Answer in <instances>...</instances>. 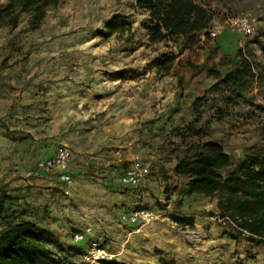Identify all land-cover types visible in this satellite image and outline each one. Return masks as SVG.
I'll use <instances>...</instances> for the list:
<instances>
[{
  "label": "rangeland",
  "instance_id": "rangeland-1",
  "mask_svg": "<svg viewBox=\"0 0 264 264\" xmlns=\"http://www.w3.org/2000/svg\"><path fill=\"white\" fill-rule=\"evenodd\" d=\"M194 1L214 12L211 26L220 25L221 32L216 38L200 35L188 47L173 40L150 45L141 27L149 13L135 0H59L37 29L29 28L30 15L23 14L16 27L0 30V137L9 149L16 141L23 146L33 141L29 131L34 135L47 124L46 105L59 102L66 104L83 140L90 141L95 127L131 126L149 111L153 117L142 123L144 135L158 140L152 147L157 164L123 158L119 147L112 149L115 158H73L85 146V156L96 152L84 142L59 145L56 149L72 154L66 165L69 184L38 171L32 158L0 154V190L12 197L0 232L17 218L34 222L48 232L44 238L60 264H85V244L71 235L87 228L116 255L100 264H264V245L224 234L217 197L185 196L187 181L173 173L186 149L179 133L193 120L199 141L220 143L233 163L246 154L264 155V0ZM243 13L256 19L252 34L229 29ZM114 16L125 30L106 35ZM34 44H47L46 66L31 63ZM163 55L174 62L168 73L156 74L155 62ZM160 102L164 111L157 112ZM156 121L164 128H154L161 132L157 136L151 131ZM140 130L133 126L126 133L132 145ZM131 164L148 166L151 187L137 191L140 199L122 212L114 203L116 192H107L104 183ZM136 209L157 219L145 225L121 219ZM184 216L194 219L193 227L171 220Z\"/></svg>",
  "mask_w": 264,
  "mask_h": 264
},
{
  "label": "trees",
  "instance_id": "trees-1",
  "mask_svg": "<svg viewBox=\"0 0 264 264\" xmlns=\"http://www.w3.org/2000/svg\"><path fill=\"white\" fill-rule=\"evenodd\" d=\"M58 2L7 0L5 5L0 4V30L16 27L23 14L30 15L29 28L37 29L47 10ZM135 5L149 13L141 27L150 45L171 40L182 47L194 45L200 35H208L215 17L214 12L194 0H135ZM105 30L106 35H112L122 34L125 28L114 16ZM173 62V56L163 55L155 65L158 72L168 73ZM196 124L193 120L180 131L186 149L173 168L176 177L187 181L185 196L217 197L218 217L227 228L224 234L231 240L246 239L253 245H264V155L246 154L233 163L220 143L199 141ZM10 201L12 197L0 190L1 219L6 217ZM17 219L0 232V264H60L44 238L48 232L39 230L32 221ZM171 220L182 228L194 225L190 216ZM56 249L62 251V246L57 244Z\"/></svg>",
  "mask_w": 264,
  "mask_h": 264
},
{
  "label": "crops",
  "instance_id": "crops-1",
  "mask_svg": "<svg viewBox=\"0 0 264 264\" xmlns=\"http://www.w3.org/2000/svg\"><path fill=\"white\" fill-rule=\"evenodd\" d=\"M46 19L47 14L43 21H46ZM42 31L43 33H47V29ZM31 51H33L31 54V63L33 62L35 66L42 64L45 66L47 65V44H34ZM156 74H158V70L156 71ZM63 87L64 86H62V88ZM173 96L174 94L172 95V99ZM172 99L170 101H172ZM44 101H47V99ZM46 108L50 111L49 114L47 113V124L42 130H39V132L34 135L31 130H27L29 133H31V136L34 139L27 145L23 146L22 142L16 141V143H12L11 149H9V147L6 145V139H2L0 137L1 157L11 155V158H32L36 165L38 161L51 157L59 145L73 147L75 144H80V142L82 144V142H84L85 145H88V143L92 144L93 148L90 153L92 154L93 152H96V156H85L87 149V146H85V148H81L84 152H81L82 154L80 153L79 157L74 156L73 158H115V156L112 154L114 151L112 149L114 147H119L122 149L120 153L123 155V158H142L145 161H154L153 163L157 164L155 158L158 156L157 154L153 153L152 147H156L158 140L156 137L152 139L148 135H144V133H146L145 128L147 126L142 124L145 123L144 121H147L150 117H153L151 111L146 112L139 118V120H137L138 118L135 117V119L131 120L133 124L131 126L126 122H123L122 124L117 122L115 125L108 124L102 128L95 127L94 129H91L89 141L87 139L83 140V138L80 137V132L77 129H74L73 126L75 120L73 121V119L69 118L66 104L59 102L58 105L54 106L46 105ZM163 108L164 104L160 102L159 106L155 108V111L162 112L164 111ZM161 124L162 123H158L156 121L153 125V129L151 131L155 133L156 136L161 132H156L154 128L160 127L159 129H164L161 127ZM133 126H138L141 129L140 131H142V134L138 136V139L136 136V140L138 141L136 145H132V140L126 136V133H129L128 131H131ZM141 127L144 128V130ZM74 151L76 150L74 149ZM97 151H101V153L97 154ZM66 172L69 173L67 170ZM122 173L123 172H121L120 175L116 174L113 178H110L109 180L111 182L104 183V186L107 192H116L114 200L115 206L120 208L122 212H125L134 205L136 198L140 199L139 196H137L139 194L137 191L150 189L151 178H149V175V179H147L143 184L137 188H132L129 186H124L121 183L120 179ZM47 175L50 176V178L55 177L59 179V174L57 172H52ZM134 192L135 194H133ZM140 195H142V193ZM91 238H94L92 234Z\"/></svg>",
  "mask_w": 264,
  "mask_h": 264
},
{
  "label": "built area",
  "instance_id": "built-area-1",
  "mask_svg": "<svg viewBox=\"0 0 264 264\" xmlns=\"http://www.w3.org/2000/svg\"><path fill=\"white\" fill-rule=\"evenodd\" d=\"M255 23L256 19L251 13H243L229 22V29L237 33L252 34L255 31ZM220 32V25L210 26L207 30V34L212 38H216ZM204 36V34L201 35L202 38ZM71 158L72 154L70 150L60 147L56 149L51 157L38 161L36 169L44 174L57 172L59 180L65 184H69L72 178L66 172V165ZM117 161L121 162V157H118ZM149 175L150 170L147 165L131 164L123 171L120 181L124 186L137 188L147 180ZM121 219L131 224L145 225L157 219V216L144 210L136 209L129 214H123ZM71 237L75 243L85 244V251L82 255L85 264H100L103 261H109L116 257V255L107 252L97 239L91 238L89 228L74 232Z\"/></svg>",
  "mask_w": 264,
  "mask_h": 264
}]
</instances>
